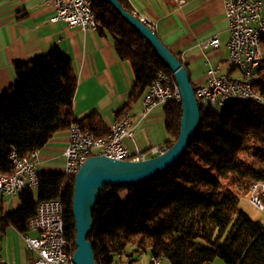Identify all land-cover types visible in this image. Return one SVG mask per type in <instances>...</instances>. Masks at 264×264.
<instances>
[{"label":"trees","instance_id":"1","mask_svg":"<svg viewBox=\"0 0 264 264\" xmlns=\"http://www.w3.org/2000/svg\"><path fill=\"white\" fill-rule=\"evenodd\" d=\"M117 1L131 13L126 0ZM91 9L99 31L113 38L118 57L130 63L135 79L131 101L145 94L159 72L172 74L111 4L91 0ZM258 70L255 88L264 98V63ZM15 72V82L0 95V175L14 170L11 152L27 158L73 123L96 137H108L109 127L96 114L75 118L76 75L61 49L53 47L45 55L18 62ZM191 84L195 90L197 85ZM126 110L120 111L118 120ZM181 116L180 102L164 106V127L170 138L166 149L179 136ZM263 178L264 105L242 102L201 109L195 136L165 173L140 185L101 190L87 236L96 264H115L116 257L125 253L158 257L169 264H215L217 260L264 264V222L239 205L250 186ZM38 181L36 199L31 190L21 194L13 224L25 232L41 201L60 198L65 234L74 251V177L38 173Z\"/></svg>","mask_w":264,"mask_h":264},{"label":"crops","instance_id":"2","mask_svg":"<svg viewBox=\"0 0 264 264\" xmlns=\"http://www.w3.org/2000/svg\"><path fill=\"white\" fill-rule=\"evenodd\" d=\"M126 1L131 12L155 23L157 37L183 59L195 85L205 83L208 68L231 72L223 0H185L181 5L174 0ZM54 13L51 0H0V95L15 82L16 63L40 57L58 47L71 59L76 75L72 102L75 118L96 114L108 128L126 108L123 116H129L135 125L133 138L126 141L128 148L148 153L151 147L164 146L170 139L164 127V105L156 106L141 118L144 95L130 100L135 84L133 71L128 61L118 57L113 38L99 30L83 31L62 21H50ZM214 35L220 42L217 49L198 46ZM66 145L67 130L56 134L38 150L37 173H61ZM31 192L36 199L37 188ZM242 198L248 203L245 195ZM21 204V195L0 193V257L13 264H32L36 255L27 249L23 232L11 220ZM125 256L126 253L116 259L120 261ZM131 264H149V256L132 253ZM160 264L169 263L162 260Z\"/></svg>","mask_w":264,"mask_h":264},{"label":"built area","instance_id":"3","mask_svg":"<svg viewBox=\"0 0 264 264\" xmlns=\"http://www.w3.org/2000/svg\"><path fill=\"white\" fill-rule=\"evenodd\" d=\"M55 13L50 21H62L68 26L78 27L83 31H97L100 24L91 9V0H51ZM181 5L185 0H174ZM224 15L228 25L227 41L228 63L233 64V72L220 73L218 68H208L206 81L197 86L195 97L199 109H216L224 100L232 98H249V102L262 104L264 99H256L255 84H250L251 76H258V69L253 66V55L261 53L253 46V35L264 31L263 0H223ZM141 23L154 31L155 23L131 12ZM216 35L201 41V49L219 47ZM183 63V59L181 58ZM218 88L219 96L213 97V102H206V89ZM180 102L179 88L173 74L159 72L143 96L141 118L149 115L158 105ZM107 138L96 137L73 123L67 130V145L63 152L64 165L62 174L72 177V169L79 159L106 154L115 160H143V156H156L168 150L165 146L151 147L148 153L137 149L130 150L126 141L134 136L135 125L129 116L113 122L109 127ZM9 159L14 165L11 174L0 176V193L21 195L28 190L37 188L39 162L38 150L31 152L27 158H18L11 152ZM248 203L264 212V178L253 183L248 190ZM28 231L33 236L22 233L28 250L36 255L32 264H75L69 258L72 245L65 234L64 215L60 198L41 201L36 213L28 221ZM158 257H149V264H160ZM132 257L125 256L115 264H131ZM0 264H13L0 257Z\"/></svg>","mask_w":264,"mask_h":264},{"label":"water","instance_id":"4","mask_svg":"<svg viewBox=\"0 0 264 264\" xmlns=\"http://www.w3.org/2000/svg\"><path fill=\"white\" fill-rule=\"evenodd\" d=\"M148 42L161 62L172 72L180 92L182 116L177 140L164 153L139 161L115 160L107 156H91L74 175L71 212L75 229V264H96L87 236L92 231V210L104 187H129L151 181L165 173L185 152L195 136L200 109L189 74L184 64L160 41L156 33L125 10L117 0H105Z\"/></svg>","mask_w":264,"mask_h":264},{"label":"bare ground","instance_id":"5","mask_svg":"<svg viewBox=\"0 0 264 264\" xmlns=\"http://www.w3.org/2000/svg\"><path fill=\"white\" fill-rule=\"evenodd\" d=\"M264 31H257L253 35V46L257 47V50L261 53H256L253 55V66L255 69H259V67L264 63ZM231 72H233V64H229ZM262 69V68H261ZM258 76H251L250 77V84H255ZM176 87L177 84H176ZM219 96V89L218 88H207L206 89V102H213V97ZM256 99H264L262 95L257 91L256 89ZM242 102H249V98H232L228 100H224V103H222L220 106H218L216 109L223 108L229 104H238ZM262 104L264 105V100H262ZM96 156H106V154H97ZM153 157V156H152ZM90 157H85V159H79L77 161V164H75V168L72 169V177L76 174L78 169L83 165V163ZM147 159L145 156H143V160ZM2 176V175H0ZM245 197H248V192L246 193ZM62 213L64 215L63 211V205H62ZM73 247L69 250V258H72L73 255Z\"/></svg>","mask_w":264,"mask_h":264},{"label":"rangeland","instance_id":"6","mask_svg":"<svg viewBox=\"0 0 264 264\" xmlns=\"http://www.w3.org/2000/svg\"><path fill=\"white\" fill-rule=\"evenodd\" d=\"M264 52V51H263ZM226 70V67L223 69ZM146 158H150L152 156H150L149 154L147 156H145ZM123 198L125 197L122 196ZM240 207L245 210L247 213L250 214V216L254 219H257L261 222L264 221V212L258 211L257 209H255L254 207H252L249 203H247L242 197L240 198ZM215 264H222L221 261L217 260Z\"/></svg>","mask_w":264,"mask_h":264}]
</instances>
